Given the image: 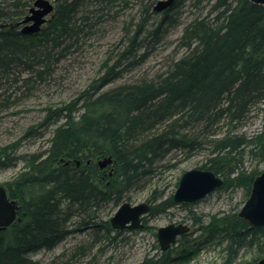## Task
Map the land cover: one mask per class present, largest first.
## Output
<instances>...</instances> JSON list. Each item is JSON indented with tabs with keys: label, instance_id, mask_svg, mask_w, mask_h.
Here are the masks:
<instances>
[{
	"label": "trees",
	"instance_id": "obj_1",
	"mask_svg": "<svg viewBox=\"0 0 264 264\" xmlns=\"http://www.w3.org/2000/svg\"><path fill=\"white\" fill-rule=\"evenodd\" d=\"M33 1L0 0V114L60 80L73 58L108 35L106 24L119 22L121 34L108 44L96 77L73 99L44 106L18 140L0 147V170L24 165L4 185L19 209L15 221L0 230V264H41L33 254L67 237L83 236L50 264H73L115 244L120 232L106 216L129 202L134 189L148 192L143 229L150 219L180 208L198 233L190 240L182 235L175 249H158L138 264H171L178 250L185 262L194 250L221 239L224 264L243 248H255L261 259L264 226L247 224L238 210L196 215L193 205L175 203L155 175L202 156L195 169L223 181L215 192L240 190L247 198L264 170V127L249 139L234 132L264 104V7L248 0H173L154 12L158 0H135L137 13L119 21L131 9L129 0H51L53 12L40 31L22 34L15 24ZM187 1L197 10L189 12V20L183 10ZM165 49L170 52L156 72L142 70ZM48 131L45 149L17 154L22 140ZM105 158L111 163L100 168L98 161Z\"/></svg>",
	"mask_w": 264,
	"mask_h": 264
},
{
	"label": "rangeland",
	"instance_id": "obj_2",
	"mask_svg": "<svg viewBox=\"0 0 264 264\" xmlns=\"http://www.w3.org/2000/svg\"><path fill=\"white\" fill-rule=\"evenodd\" d=\"M129 1L131 2V9L126 10V12L122 14L124 16L119 18V21L126 19V16L129 13H137L138 6L135 0ZM185 5L186 6L183 9L184 18L189 20L191 18L189 12L192 11L197 13V10L189 7L188 1ZM106 29L109 31L108 35L100 39H94L84 55L73 58L68 72H62V74H60L62 76L60 80L56 81L55 84L50 85L48 89L38 93L35 98L25 102L22 106L0 114V147L18 140L28 126L36 123L40 117L41 108L44 106H57L61 103L70 101L80 89L84 88L94 77H96L99 62L104 58V51L108 48V44L117 40L121 34L119 22L112 21L106 24ZM174 37H176V35L172 36L170 40H173ZM170 49L159 50L154 53L142 67V70L147 69L149 75L156 72L160 67V63L164 61L165 55L170 52ZM139 73V71H135L134 75L138 76ZM263 127L264 104H261L252 111L246 124L237 129L234 134L249 139L260 132ZM51 129L52 128H50V130ZM49 138V131L44 134V137L39 139L34 137L26 138L21 141L17 154L25 155L37 151L39 152L47 147V141ZM201 161L202 156H196L191 159H182L178 163V166L171 170L160 169L155 175L156 182L160 188H165L166 194L173 193L176 188L175 183L178 182L177 180L181 174L187 170L195 169ZM249 163L251 162H247L246 166L252 165V163ZM23 170L24 165L22 162L17 163L13 167L0 170V185L4 186L6 183L17 177ZM109 172L110 169L108 167L106 168V174ZM147 194V190L134 189L129 193V203L138 204L145 202ZM244 201L245 198L240 190L223 194H218L214 191L198 203L194 204L191 207V210L196 215L205 216L227 213L233 210H239ZM115 210L109 212V215L106 217L110 218ZM171 223H185L190 227L187 240L194 238L198 234L196 227L192 225V221L188 218L187 211L180 208H173L169 210L168 214L150 219L146 223V229L131 230L132 232H129L128 230L122 231L119 234L122 238H125L123 241L119 236L115 244L104 246L101 250H95L84 258L77 257L73 264H138L146 256L155 255L158 252L157 250L159 247L155 237L156 230L159 227ZM81 237L83 236L81 235L76 238L67 237L60 241L51 250L41 249L36 251L32 258L39 261L41 264H50L55 257L64 252L66 253V251L74 247L82 239ZM194 251L195 252L192 256H190L185 262L179 261V258L181 257L179 254L180 250L176 252L174 251L172 253L174 261L171 264L225 263V242L222 239L201 246L198 250ZM259 257L260 254L255 248H243L239 250L236 258L229 264H251L257 261L256 259ZM66 259L65 256L61 261L64 262Z\"/></svg>",
	"mask_w": 264,
	"mask_h": 264
},
{
	"label": "water",
	"instance_id": "obj_3",
	"mask_svg": "<svg viewBox=\"0 0 264 264\" xmlns=\"http://www.w3.org/2000/svg\"><path fill=\"white\" fill-rule=\"evenodd\" d=\"M253 4L264 7V0H248ZM173 0H158L153 7L154 12L165 10ZM54 1L34 0L28 9L25 17L16 27H20L22 34H36L42 25L51 16L54 8ZM111 163L110 158L98 161L100 168H105ZM222 179L211 171L190 169L181 174L176 188L172 193V199L177 204L192 206L208 194L214 192L222 185ZM19 206L16 200L7 196L4 186L0 185V230L12 224L17 216ZM149 204L141 202L131 204L124 202L115 210L108 222L113 231L122 232L125 230L142 229V218L148 213ZM238 217L251 226H264V170L253 180L249 194L238 210ZM190 227L185 223L168 224L156 230L155 237L159 250L168 251L176 240L182 235L188 234ZM264 264V256L251 263Z\"/></svg>",
	"mask_w": 264,
	"mask_h": 264
}]
</instances>
